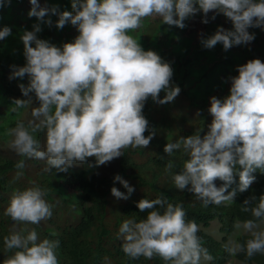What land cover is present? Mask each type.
<instances>
[{
    "label": "clouds",
    "instance_id": "1",
    "mask_svg": "<svg viewBox=\"0 0 264 264\" xmlns=\"http://www.w3.org/2000/svg\"><path fill=\"white\" fill-rule=\"evenodd\" d=\"M29 17L51 27V19L44 17L57 8H42L38 0H29ZM10 0H0V8ZM72 12L59 14L55 24L63 29L70 22L79 35L74 42L57 47L39 39L40 23L21 36L26 64L12 67L10 79L29 78L25 87L19 85L28 99L14 100L12 111L32 105L30 93L39 102L33 107V120L17 122L6 135L14 137L9 147L19 156L46 160L45 172H67L74 163H85L95 158L99 167L121 157L126 148H146L155 132L143 115L149 97L163 105L172 102L180 93L171 86L173 69L154 51H145L129 33L142 27L145 19L162 18L163 24L185 28L184 21L203 13L202 23H209L208 13L222 14L233 25V30L218 27L215 34L201 39L204 48L218 43L225 51L234 45L249 44L255 35L250 28L264 30V0H72ZM12 34L5 26L0 30V41ZM33 45H35L33 47ZM238 76L230 77V94L219 99L210 98L209 114L212 122L203 136L202 131L175 143H167L164 152L171 156L181 147L189 159L183 170L173 176L176 189L189 192L202 201L203 206L233 202L237 190L246 191L254 182L256 170L264 173V62L260 59L239 66ZM164 92L163 99H159ZM46 129V148L39 150L35 133ZM145 132H150L145 136ZM15 167L23 169L24 161ZM173 167L169 161L167 169ZM22 175L17 172V176ZM239 177L238 189L229 191ZM216 180L223 182L217 187ZM130 195L134 188L120 175L114 177ZM227 193V194H225ZM111 194L117 199H128L116 187ZM46 191L33 186L15 191L6 215L17 223L39 224L51 218V205L46 202ZM246 199L241 211L250 212L255 219L242 224L251 234L246 244L229 241L230 254L245 252L248 258L264 254V195ZM146 219L125 220L119 228L123 236V252L132 259L151 260L159 256L168 264H201L213 257L202 246L195 220H187L182 203H170L161 194L153 200L142 199L137 204ZM259 221V223H257ZM7 250L16 251L3 264H58L56 249L59 240L38 241L33 229L28 234L13 232L4 238Z\"/></svg>",
    "mask_w": 264,
    "mask_h": 264
},
{
    "label": "trees",
    "instance_id": "2",
    "mask_svg": "<svg viewBox=\"0 0 264 264\" xmlns=\"http://www.w3.org/2000/svg\"><path fill=\"white\" fill-rule=\"evenodd\" d=\"M44 8H57V14L49 12L44 20L51 19V27L29 17L31 10L29 0H10L0 8V30L5 26L11 28L12 34L0 41V264L16 251L7 250L4 238L13 232L27 235L33 229L38 234V241L44 239L59 240L55 250L58 264H168L159 256L151 260L140 257L132 259L122 249L123 236L119 228L125 220L134 219L139 222L146 219L147 211L141 213L137 204L142 199L153 200L163 194L170 203H182L187 220H195L199 226L198 236L202 246L206 247L213 257L210 264H227L231 256L244 264H264V254L257 253L248 258L245 252L230 254L226 250L229 236L235 230L237 222L243 223L255 219L250 212L241 211L246 199L264 195V173L259 169L252 175L254 182L244 192L237 190L233 202L221 205L203 206L195 194L187 189H176L173 176L183 170L184 163L189 159L183 148L174 150L171 156L164 152L167 143H175L180 137L187 138L196 131L207 133L212 122L209 114L210 98L215 96L223 99L230 94V77L238 76L236 69L253 59L264 62V30L250 28L255 35L249 44L234 45L227 51L222 44L212 49L204 48L201 39L215 34L218 27L233 30V25L222 14L208 13L209 23H202L203 13L184 21L185 28L163 24L162 18L150 17L144 20L142 27L132 35L141 47L157 53L161 59L169 63L173 69L171 86H178L181 91L170 103L160 105L150 97L145 102L143 115L149 122V129L155 132L153 139L146 148H126L121 157L110 162L105 171H97L95 158L85 163H74L67 172H56L55 169L45 172L48 167L46 160L21 157L11 148H4L6 132L14 128L21 119L24 108L13 112L14 100L21 99L19 85L29 84L27 75L23 79H10L13 65L22 67L26 64L24 46L21 36L25 31H32L33 25L40 23L42 31L37 34L39 39L62 47L65 43L74 42L79 35L76 27L70 22L63 29L55 27L59 14L72 12V0H38ZM35 45H33L34 47ZM34 94V93H31ZM164 92L159 99H163ZM150 132H145L148 136ZM39 143V150L46 148V129L34 134ZM23 160L25 167L17 169L15 165ZM173 162L169 170L166 165ZM17 172L22 175L17 176ZM120 175L134 191L129 195L127 190L114 177ZM229 191L238 189L239 177ZM219 186L223 182L216 180ZM33 186L46 191L44 199L51 205L52 216L39 224L17 223L7 216L12 194ZM116 187L128 196V199H117L111 194ZM217 219L222 234L219 241L207 235L202 229ZM259 223V221H257ZM264 230V228L262 229ZM251 234H240L236 243L246 244Z\"/></svg>",
    "mask_w": 264,
    "mask_h": 264
},
{
    "label": "rangeland",
    "instance_id": "3",
    "mask_svg": "<svg viewBox=\"0 0 264 264\" xmlns=\"http://www.w3.org/2000/svg\"><path fill=\"white\" fill-rule=\"evenodd\" d=\"M29 96L32 98V105H28L26 108L23 109V112L21 113V119L25 120V121H30L33 120L34 118L31 115L32 112V108L33 107H38L39 106V102L36 100L35 95L34 94H29ZM19 98L23 99H28V97H25L23 94L21 96H19ZM14 139V137L8 136L7 135V139L5 140V145L4 148H10L9 147V142ZM110 167V162H108L105 165L99 166L97 167V171L101 170V172L105 171L107 168ZM217 187H220L217 182H215ZM227 194V193H225ZM242 224V223H241ZM219 227H220V223L217 219H214L210 225L206 228H202L201 229L209 236H211L213 239L219 241L221 239L222 234L219 231ZM264 228V224L260 225V229L258 230H262ZM240 234H250L248 232H246L242 227L237 229L235 227V230L233 231V233L229 236V241H233L235 242V238L240 235ZM233 255V254H232ZM201 264H210V261H204L203 259L201 260ZM227 264H244L239 262L238 260H236L233 256H231L230 260L228 261Z\"/></svg>",
    "mask_w": 264,
    "mask_h": 264
}]
</instances>
